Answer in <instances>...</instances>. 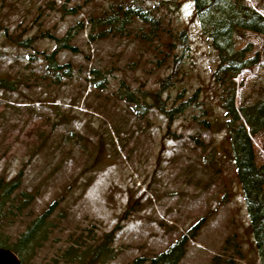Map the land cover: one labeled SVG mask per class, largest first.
Here are the masks:
<instances>
[{
	"label": "rangeland",
	"instance_id": "rangeland-1",
	"mask_svg": "<svg viewBox=\"0 0 264 264\" xmlns=\"http://www.w3.org/2000/svg\"><path fill=\"white\" fill-rule=\"evenodd\" d=\"M113 1L0 0V183L17 175L20 182L0 198V239L14 243L55 202L27 264H87L64 258L71 238L93 245L110 230L115 256L95 264H148L199 219L177 264H210L215 256L261 264L212 76L216 52L192 2L146 0L165 27L150 42L139 37L148 31L140 21L125 36L90 37L88 18ZM247 1L264 13V0ZM69 28L76 51L56 53V63L71 68L57 79L42 53ZM233 41L253 60L234 78L238 108L262 97L264 34L237 29ZM120 87L139 97L143 114L119 97ZM145 91H160L166 110L185 107L168 118ZM251 139L262 164L264 129Z\"/></svg>",
	"mask_w": 264,
	"mask_h": 264
},
{
	"label": "trees",
	"instance_id": "trees-1",
	"mask_svg": "<svg viewBox=\"0 0 264 264\" xmlns=\"http://www.w3.org/2000/svg\"><path fill=\"white\" fill-rule=\"evenodd\" d=\"M145 1L114 0L100 16L88 18L89 25L95 29L89 33V36L94 39L125 36L130 32L129 26L140 21L148 27V31L141 32L139 35L141 40L150 42L152 38H160L161 34L165 32L162 18L156 15L157 9L149 7ZM190 1L192 2L193 16L199 21L202 33L208 37L210 45L216 52L217 64L212 76L222 90L221 104L226 117L223 126L229 139L235 177L247 208L248 228L252 234L260 262L264 264V163L259 165L256 163L251 139L252 136L264 129V88L262 97L253 103L243 104L238 108L234 106V78L243 68L251 65L253 60L245 56V48L236 49L233 41V35L237 29L264 34V13L251 6L247 0ZM169 2L178 6L177 0ZM65 12L73 14L75 9L67 8ZM77 25L81 26L82 24L79 22ZM71 35V28H69L64 36L53 37L54 50L48 54L42 53L46 61L45 71L54 78L58 79L59 76L70 74V64L58 65L55 55L62 49L76 51L70 41ZM180 38L185 40L183 35H180ZM20 44H26V42L20 41ZM92 72L96 71L92 70ZM95 85L100 87L98 82ZM118 93L124 101L135 104L133 109L137 116L144 113V110L141 109L143 108L142 104L139 105V97L133 91L120 87ZM145 93L147 92L145 91ZM149 95L154 101L153 106L168 118H172L175 113L185 107L184 103H180L176 107L166 110L160 98V91L152 92ZM145 96L143 94V97ZM17 176L0 183L1 199L8 198L18 188L20 182ZM30 196L27 200H30ZM54 204L55 202L36 216L14 243L5 244L0 239V247L11 249L18 256L19 264H27L25 261L32 257L33 247H37L44 239L45 223L52 214ZM199 224H201V219L170 243L165 250L150 257L148 264H177L185 253L188 240L194 236ZM113 234V230L103 233L100 240L93 245L86 243L82 237H70L72 241L65 249L66 257L64 258L68 259L70 263L74 262V256L76 259L79 258V263H84L86 259H88L87 264L103 263L115 256V250L112 247ZM78 250L79 253H77ZM238 250H235L236 254L239 252ZM146 261L144 258H136L129 264H145ZM210 264H229V259L222 260L219 256H215Z\"/></svg>",
	"mask_w": 264,
	"mask_h": 264
},
{
	"label": "water",
	"instance_id": "water-1",
	"mask_svg": "<svg viewBox=\"0 0 264 264\" xmlns=\"http://www.w3.org/2000/svg\"><path fill=\"white\" fill-rule=\"evenodd\" d=\"M0 264H19V258L11 249L0 247Z\"/></svg>",
	"mask_w": 264,
	"mask_h": 264
}]
</instances>
